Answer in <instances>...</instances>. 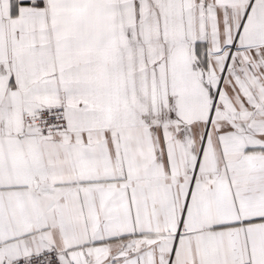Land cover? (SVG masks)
Listing matches in <instances>:
<instances>
[{
	"label": "snow or ice",
	"instance_id": "1",
	"mask_svg": "<svg viewBox=\"0 0 264 264\" xmlns=\"http://www.w3.org/2000/svg\"><path fill=\"white\" fill-rule=\"evenodd\" d=\"M0 264H264V0H0Z\"/></svg>",
	"mask_w": 264,
	"mask_h": 264
}]
</instances>
